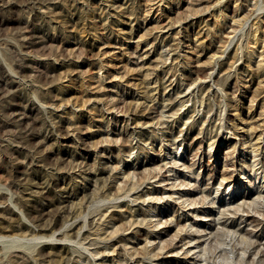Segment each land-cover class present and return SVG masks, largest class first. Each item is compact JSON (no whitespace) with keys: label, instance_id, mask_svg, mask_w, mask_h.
<instances>
[{"label":"rangeland","instance_id":"1","mask_svg":"<svg viewBox=\"0 0 264 264\" xmlns=\"http://www.w3.org/2000/svg\"><path fill=\"white\" fill-rule=\"evenodd\" d=\"M0 234V264H264V2L0 0Z\"/></svg>","mask_w":264,"mask_h":264},{"label":"bare ground","instance_id":"2","mask_svg":"<svg viewBox=\"0 0 264 264\" xmlns=\"http://www.w3.org/2000/svg\"><path fill=\"white\" fill-rule=\"evenodd\" d=\"M262 2H264V0H262ZM228 65H229V66H227L228 68L232 67V64H231V63L228 64ZM208 76H209V75H207V77H208ZM199 79H200L199 77L196 78V80H199ZM161 123H162V122H159V124H161ZM249 222H250V221H249ZM6 237H7V236H4V235H1V234H0V238H6ZM40 237H42V236H40ZM43 237H44V236H43ZM43 237H42V238H43ZM13 238L18 239L19 237H12L11 239H13ZM36 238H37V237H36ZM13 240H14V239H13ZM13 240H12V241H13ZM242 240H243V239H242ZM242 240H241V241H242ZM244 240H246V243H247V241H248V244H250V245L254 244V240L251 239L249 236H248L247 239L244 238ZM244 240H243V241H244ZM243 241H242V242H243ZM256 247H257V246H256ZM258 249H259V248H257V252H258ZM244 250H246V249H244ZM244 250L241 251V255H244V254H245V251H244ZM263 254H264V253H263ZM241 255H240V256H241ZM263 256H264V255H263ZM241 258H242V257H241ZM242 260H243V259H239V262L242 263ZM263 260H264V258H263ZM243 261H244V260H243Z\"/></svg>","mask_w":264,"mask_h":264}]
</instances>
